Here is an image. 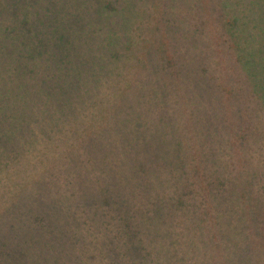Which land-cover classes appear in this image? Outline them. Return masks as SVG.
I'll list each match as a JSON object with an SVG mask.
<instances>
[{"label": "rangeland", "instance_id": "374dc122", "mask_svg": "<svg viewBox=\"0 0 264 264\" xmlns=\"http://www.w3.org/2000/svg\"><path fill=\"white\" fill-rule=\"evenodd\" d=\"M0 51L23 264H264V0H0Z\"/></svg>", "mask_w": 264, "mask_h": 264}, {"label": "trees", "instance_id": "16d2710c", "mask_svg": "<svg viewBox=\"0 0 264 264\" xmlns=\"http://www.w3.org/2000/svg\"><path fill=\"white\" fill-rule=\"evenodd\" d=\"M9 92L14 93L13 90ZM65 103H70V101H66ZM34 104V101L29 99L0 100V264H15V262L23 264V258L26 257L24 252L30 249L26 244L30 236L33 237L36 224L39 223V221L35 220L34 216L29 218L27 217L28 215L25 216L21 211L12 212L14 205L13 199L16 196L12 195L13 188L18 192V190L21 189V183H19L21 177H23L24 174L27 177L29 175L28 169L31 170V167L37 166L33 164L32 156L29 155L32 149L35 152L36 149L34 150V148L39 143L37 131L34 128L29 130L28 126L25 125V123L30 125L32 122L35 123L34 114H29L31 111L33 113ZM30 119L32 121H29ZM39 119L42 120V117L39 116ZM79 128L80 124L78 129ZM83 132L88 140L91 132ZM47 134L48 133L44 132V135ZM74 136L76 137L77 133H74ZM48 139L50 140L49 136ZM90 144L92 143L88 145ZM65 147L66 152L64 151V153L67 158L80 157L82 161L83 157L80 156L75 145L66 144ZM42 153L43 151H40L41 156ZM43 154L45 157L46 154ZM13 177L15 180L12 179ZM3 180L6 182L11 180V184L16 185L15 187L11 185L7 186ZM174 200H178L177 203H181L182 198L181 196H176ZM91 201L92 199L88 198L86 204L90 205ZM79 204H81L80 201L69 202V206L71 205V207ZM1 229L6 230V232L3 233ZM10 233L18 234L17 239L13 238L16 239L17 244L12 243L13 239ZM197 240L200 244L203 242L202 238ZM133 247L134 244L124 247L125 253L128 254L129 257H131ZM239 263L240 261L234 263L229 262V264Z\"/></svg>", "mask_w": 264, "mask_h": 264}]
</instances>
